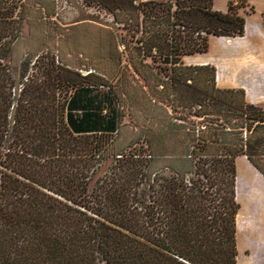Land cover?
<instances>
[{
    "label": "trees",
    "instance_id": "16d2710c",
    "mask_svg": "<svg viewBox=\"0 0 264 264\" xmlns=\"http://www.w3.org/2000/svg\"><path fill=\"white\" fill-rule=\"evenodd\" d=\"M91 1L123 31L119 64L166 130L116 150V98L53 61L41 75L12 66L36 6L0 0V264H237L236 160L264 176V106L184 58L242 38V6Z\"/></svg>",
    "mask_w": 264,
    "mask_h": 264
},
{
    "label": "rangeland",
    "instance_id": "374dc122",
    "mask_svg": "<svg viewBox=\"0 0 264 264\" xmlns=\"http://www.w3.org/2000/svg\"><path fill=\"white\" fill-rule=\"evenodd\" d=\"M28 2L36 7L29 10V20L24 22L21 37L13 48L12 66L19 69L25 63L29 75H41L53 61L56 67L87 77V82L103 84L102 91H110L116 98L120 115L119 130L113 136L118 151L145 149L143 140L157 129L159 121L166 130L169 118L148 100L147 88L135 81L132 71L119 64V59H124L120 54L123 31L114 25L110 15L91 0ZM229 2L242 6L247 24L242 38L247 48L240 38L210 37L208 52L190 58H203L216 72L214 63H219L216 74L220 88L247 86V90L243 89L246 101L264 106V0H213V5L216 10L226 11ZM245 74L247 81L241 79L238 86L224 84H236L239 76ZM260 164L264 168V159ZM242 219L239 218V225ZM237 248V264H247L254 249L245 234L237 235Z\"/></svg>",
    "mask_w": 264,
    "mask_h": 264
},
{
    "label": "crops",
    "instance_id": "0c3cea01",
    "mask_svg": "<svg viewBox=\"0 0 264 264\" xmlns=\"http://www.w3.org/2000/svg\"><path fill=\"white\" fill-rule=\"evenodd\" d=\"M240 39L241 44L246 45L243 38ZM241 44L238 42L240 47L245 48ZM190 57L184 58V62L187 65H210V63L203 60V58ZM214 64L218 69L216 72L218 74L219 63L216 62ZM217 74L216 84L219 87L220 84L217 82ZM243 78L247 81V74L239 76L236 84H224L238 86L239 81ZM241 88L247 90V86H242ZM245 160H247V162ZM236 170V199L240 205L239 214L237 216V235L245 234L247 236V241H250V247L254 249L252 255L247 258V264H264V176L246 157L237 158ZM241 217L243 221L239 225V218Z\"/></svg>",
    "mask_w": 264,
    "mask_h": 264
},
{
    "label": "bare ground",
    "instance_id": "6f19581e",
    "mask_svg": "<svg viewBox=\"0 0 264 264\" xmlns=\"http://www.w3.org/2000/svg\"><path fill=\"white\" fill-rule=\"evenodd\" d=\"M240 222V221H239Z\"/></svg>",
    "mask_w": 264,
    "mask_h": 264
}]
</instances>
